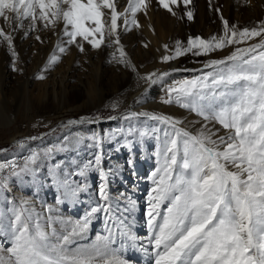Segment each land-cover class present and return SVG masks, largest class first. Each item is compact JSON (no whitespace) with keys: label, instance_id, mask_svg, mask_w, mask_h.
<instances>
[{"label":"snow or ice","instance_id":"obj_1","mask_svg":"<svg viewBox=\"0 0 264 264\" xmlns=\"http://www.w3.org/2000/svg\"><path fill=\"white\" fill-rule=\"evenodd\" d=\"M177 3L159 0L169 12L170 5ZM183 3L187 6L191 0ZM142 9H147L146 0H128L123 13L117 11L114 0H0V18L14 26L13 31L22 29L25 20L30 21L25 36L38 22L45 28L62 23L67 44L76 43L83 52L84 42L98 49L107 38L119 52L113 59L126 66L129 61L120 45L118 20L123 19L125 31L130 30L129 25L139 26L135 17ZM109 15L110 23L105 19ZM186 16L192 20L193 12L187 11ZM221 19L222 35L189 37L186 45L177 41L174 54L162 58L168 62L189 52L208 55L260 37L258 43L237 46L224 58L205 63L204 68L211 71L176 81L167 89L162 102H175L195 113L204 121L201 128L192 133L180 127L183 121L168 115L131 114L163 126L150 128L158 141V166L151 174L153 186L146 201L147 236H138L134 221L130 222L137 202L123 197L127 203H122L110 196L102 155L97 154L77 166L78 170L58 163L49 168V176L63 196L57 198V204L78 199L85 190L86 185L76 177L99 171L98 196L103 203L98 201L84 216L65 218L53 206L41 204L38 208L29 199L6 200L0 206V234L8 239L7 245L0 244V264H130L124 255L128 247L141 251L146 264H264V22L239 29ZM0 37L16 57L13 35L0 29ZM58 49L66 51L63 46ZM58 60L53 54L49 64ZM167 75L150 73L142 79L155 84ZM213 122L220 129L209 128ZM76 123L68 121L69 125ZM140 135H149V131ZM89 139L100 147L101 137ZM19 144L23 147V142ZM64 150L66 146L33 152L23 164L14 158L0 163V187L6 186L9 177L34 174L38 161ZM99 213L105 217L104 234L89 239L90 226Z\"/></svg>","mask_w":264,"mask_h":264},{"label":"rangeland","instance_id":"obj_2","mask_svg":"<svg viewBox=\"0 0 264 264\" xmlns=\"http://www.w3.org/2000/svg\"><path fill=\"white\" fill-rule=\"evenodd\" d=\"M114 2L120 13L128 6V0ZM146 3L147 9H142L135 17L139 26L129 25L130 30L125 31L123 19L118 20L117 31L129 61L127 66L113 59L114 55L119 57V52L107 38L98 49L84 42V51L81 52L76 43H66L68 37L63 34L62 23L45 28L38 22L36 29L25 36L30 21L25 20L22 29L13 31L14 26L10 27L4 18H0V29L13 35V49L17 53L13 57L12 49L0 37V163L14 158L18 164H23L33 152L43 153L48 148L66 146V150L54 151L38 161L39 167L34 174L23 178L9 177L6 186L0 187V206L6 200L29 199L38 208L41 204L53 206L65 218L75 220L84 216L99 201L98 188L102 183L99 171L89 170L85 177H76L86 185V193H80L72 204L66 201L57 204V198L63 199V196L58 185L52 182L49 168L58 163L78 170L77 166L101 154V167L107 175L110 196L122 203H127L123 197L137 202L138 207L130 222L134 221L133 231L138 236H147L146 201L153 186L151 174L158 166V141L150 128L163 126L147 117H132V108H136L135 113L171 116L183 121L180 127L196 133L204 123L200 117L175 102L165 104L162 101L167 98V89L174 82L191 79L211 69L168 71L169 67L182 68L202 63L205 58H224L237 46L258 43L260 37L208 55L195 56L189 52L168 62H163V56L174 54L177 41L186 45L189 37L209 39L213 35H222L221 17L239 29L257 27L264 22V0H191L187 6L183 0H178L177 4L170 5L175 15L163 8L159 0H146ZM189 10L193 12L192 20L186 16ZM105 19L110 23V15ZM58 45L65 47L66 51L60 53ZM53 54L59 60L49 64ZM14 66L16 70H13ZM158 72L168 75L153 84L152 96L147 92L141 99L131 98L136 88L147 83L142 77ZM117 113L120 115L112 121L114 123L108 122L99 128L59 124L62 119L105 120ZM208 127L215 131L221 126L213 122ZM129 129H132L131 133ZM142 131H149V135L141 136ZM220 134L223 135L224 131L221 130ZM94 135L102 138L100 147L89 139ZM65 136L68 141L64 140ZM15 137L21 139L11 144L10 140ZM19 142H23V147ZM129 160L132 164L128 163ZM94 219L90 234L93 237L104 234L105 217L99 213ZM0 244H8L3 234H0ZM124 255L130 264H146L144 254L138 249L128 247Z\"/></svg>","mask_w":264,"mask_h":264},{"label":"bare ground","instance_id":"obj_3","mask_svg":"<svg viewBox=\"0 0 264 264\" xmlns=\"http://www.w3.org/2000/svg\"><path fill=\"white\" fill-rule=\"evenodd\" d=\"M251 43H253V42H250L249 44H247L246 45V47L248 46V45H251ZM221 59V58H220ZM210 60H212V59H209V58H205L204 59V61L202 62V63H199V64H196V65H192V66H188V67H182V68H176L175 66H171V68L169 67V69H168V71H174V70H177V69H180V70H183V71H188V72H191V70H189V69H197V68H204V64L205 63H207L208 61H210ZM188 65V64H187ZM178 67V66H177ZM166 70V69H165ZM180 73H183V72H181V71H179ZM158 74H159V72H158ZM129 83V82H128ZM131 83V82H130ZM147 92H149V94L152 96L153 94H151L152 92H153V84H149V83H144V85H142V86H140V87H138V88H136L135 90H134V93L132 94V96H131V98H138V99H141L142 97H144V95H146L147 94ZM155 93V92H154ZM137 100V99H136ZM152 103V102H151ZM149 104V103H148ZM154 107V106H153ZM157 107V106H156ZM134 109V110H133ZM135 110H136V108H132V111H131V113L133 112V113H135ZM127 113H128V111H126ZM119 113H122V112H119ZM119 113H117V114H115V115H113V116H110V117H108V119H105V120H99V119H91L90 121H85V120H77V122L78 123H76V124H84V125H87V126H94V128H99V127H101L102 125H105V123L107 124L108 122H112L116 117H118L120 114ZM130 113V112H129ZM149 113V112H148ZM163 113V112H162ZM154 114H156V113H154ZM67 121H65L64 119H62V120H60L59 121V124L62 126H64V125H69L68 124V119H66ZM73 120V119H72ZM58 123V122H57ZM112 123H114V122H112ZM73 125V124H72ZM181 127H183V126H181ZM184 128V127H183ZM190 131V130H189ZM191 132V131H190ZM21 139V137H19V138H12L11 140H10V142H11V144L12 143H15V142H18L19 140ZM87 191V190H86ZM82 194H85L86 192L85 191H83V192H81ZM81 194V195H82ZM66 202H69V203H73L74 202V200H66ZM97 219V218H96ZM96 219H93V221L94 220H96ZM93 223V222H92ZM91 228H92V225L90 226V230H89V239H95V237H93V236H90V234H91Z\"/></svg>","mask_w":264,"mask_h":264}]
</instances>
